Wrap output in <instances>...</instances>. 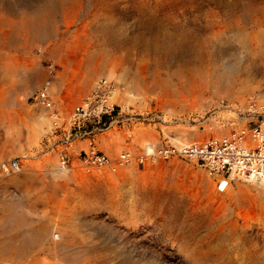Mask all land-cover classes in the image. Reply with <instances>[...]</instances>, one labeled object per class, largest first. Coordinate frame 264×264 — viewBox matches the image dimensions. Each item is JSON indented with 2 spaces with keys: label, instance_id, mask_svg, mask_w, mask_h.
<instances>
[{
  "label": "rangeland",
  "instance_id": "obj_1",
  "mask_svg": "<svg viewBox=\"0 0 264 264\" xmlns=\"http://www.w3.org/2000/svg\"><path fill=\"white\" fill-rule=\"evenodd\" d=\"M0 17L31 25L11 44L0 37V96L16 97L0 98V161L21 162L0 172V219L24 220L0 227V264H264V186L234 179L220 191L186 159L117 161L246 122L236 109L264 101V33H252L264 30V0H0ZM103 76L141 116L98 135L110 163L84 162L88 140L76 139L63 170L61 134L30 95L46 87L68 121Z\"/></svg>",
  "mask_w": 264,
  "mask_h": 264
},
{
  "label": "built area",
  "instance_id": "obj_2",
  "mask_svg": "<svg viewBox=\"0 0 264 264\" xmlns=\"http://www.w3.org/2000/svg\"><path fill=\"white\" fill-rule=\"evenodd\" d=\"M119 85L112 78L100 77L93 89L77 102L65 120L55 106L46 87L30 95L33 102L50 109L51 132L61 134L59 164L68 167V147L76 140H88L79 154L87 163L104 165L111 156L97 147L98 135L114 126L140 118L137 112L124 111L117 102ZM236 112L246 122L227 134L186 141L163 138L159 143L147 142L140 151L122 150L118 162L135 160L144 165L160 159L180 158L194 162L215 176L218 190L226 189L232 180L264 183V101L251 100ZM21 167L18 158L0 161V172Z\"/></svg>",
  "mask_w": 264,
  "mask_h": 264
},
{
  "label": "bare ground",
  "instance_id": "obj_3",
  "mask_svg": "<svg viewBox=\"0 0 264 264\" xmlns=\"http://www.w3.org/2000/svg\"><path fill=\"white\" fill-rule=\"evenodd\" d=\"M77 2V1H76ZM3 27H5V32H3L2 31V29H3ZM30 28H31V25L27 22V21H25L22 25H16L13 21H11V20H5V19H3L2 17H0V37L1 36H4L5 38H7L8 40H9V44H11V42H13V40H14V38H15V36H14V30H17V29H20V30H22L23 31V36H26L27 35V33H28V31L30 30ZM18 50V49H17ZM27 53V52H26ZM10 55V54H9ZM13 58V57H12ZM117 59V58H116ZM117 61V60H116ZM8 75V77H10V75L9 74H7ZM204 75V74H203ZM11 78V77H10ZM11 80V79H10ZM9 83H10V81H8ZM12 82V81H11ZM12 84H14L13 82H12ZM10 85L9 86V91L11 92V93H13V85ZM195 85H196V89L197 90H201L202 88H203V84H202V82L201 81H199V82H196L195 83ZM8 87V86H7ZM7 94H8V92H7ZM165 94H166V92H165ZM196 94V93H195ZM27 96H28V94H24V98H27ZM115 97H117V95L115 96ZM0 98H16L15 96H13V94L11 95V96H9V97H4V96H0ZM10 105H11V107H13L12 105L13 104H15L16 103V100L15 99H13V100H11L10 102ZM244 103V102H243ZM241 107H243V106H240V107H238V108H241ZM15 108H13V110H14ZM12 115H13V113H12ZM12 115H10V116H12ZM9 116V117H10ZM10 119H12L11 117H10ZM174 140H177V139H175L174 138ZM177 141H179V140H177ZM117 166H119V165H117ZM170 166H172V165H170ZM59 167H61V168H63V170L64 169H66V167H62L60 164H59ZM181 167V166H180ZM177 168H179V167H177V166H173L172 167V169H174V170H176ZM60 169V168H59ZM62 171V170H61ZM66 171V170H65ZM64 172V171H63ZM66 173V172H65ZM62 174V173H61ZM75 174V173H74ZM63 175V174H62ZM99 176V175H98ZM252 183H254V182H252ZM204 184V183H203ZM257 184H260V186H264V183H257ZM64 186V185H63ZM202 191L207 195V197L209 198V199H216L218 202L219 201H221V197H219L218 195H216L215 194V192L213 191V189L211 188V186L209 185V184H204L202 187ZM261 194H262V196H264V190H262L261 189V192H260ZM220 194V193H219ZM23 222H24V220L23 219H21V218H19V217H17L16 216V214L15 213H12L11 215H10V217H8V218H1L0 219V227L1 226H3V225H11L10 227H12V226H16V225H19V224H23ZM23 226V225H22ZM20 227V226H19ZM11 231V230H10ZM25 233H27V232H25ZM25 233H23L22 234V236H24V235H26V236H28V238H39L40 236H42L41 234H33V233H27V234H25ZM26 236H24V237H26ZM43 237V236H42ZM27 243V242H26ZM31 244V243H30ZM25 245L27 246V244H22L21 246H23V247H25ZM31 246V245H30ZM55 246V245H54ZM58 246V245H57ZM60 246V245H59ZM62 246V245H61ZM57 248V247H56ZM17 251H6V253H8V254H14V253H16ZM12 262V261H11ZM11 262H9V263H11Z\"/></svg>",
  "mask_w": 264,
  "mask_h": 264
},
{
  "label": "crops",
  "instance_id": "obj_4",
  "mask_svg": "<svg viewBox=\"0 0 264 264\" xmlns=\"http://www.w3.org/2000/svg\"><path fill=\"white\" fill-rule=\"evenodd\" d=\"M211 22H214V23H218L219 21H211ZM262 22H264V19H263V21ZM264 27V26H263ZM252 33H257L258 34V36L260 37V36H262V34L264 33V30L262 29L261 31H259V30H255V29H253V32ZM252 44H255V43H252Z\"/></svg>",
  "mask_w": 264,
  "mask_h": 264
}]
</instances>
